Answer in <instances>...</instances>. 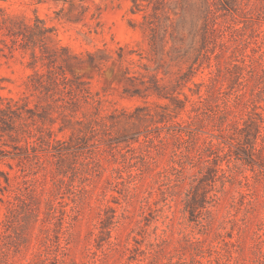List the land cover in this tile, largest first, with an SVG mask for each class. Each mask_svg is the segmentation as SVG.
<instances>
[{
	"label": "trees",
	"instance_id": "16d2710c",
	"mask_svg": "<svg viewBox=\"0 0 264 264\" xmlns=\"http://www.w3.org/2000/svg\"><path fill=\"white\" fill-rule=\"evenodd\" d=\"M192 12L201 23L196 32H189L191 40L186 44V35L178 25ZM131 13L142 15V21L130 23L147 37L150 56L146 59L157 67L143 64L146 73L139 83L135 82L139 78L129 76L126 69L123 76L129 85L124 87L123 97L142 98L144 105L129 114L115 110L106 115L101 99L73 71L85 66L99 71L106 59H98L89 51L76 54L62 45L57 40V29L36 11L28 18L0 7L2 51L7 49L11 57L17 52L28 57L26 67L32 70L21 95L0 94V164L3 158H10L19 166L13 176L0 171L4 178V182L0 180V264H78L67 260L69 242L62 239V234L73 218L66 209H59V194L62 185L69 183V170H78L72 167L75 162L71 163V155L86 148L91 140L99 146L97 166L101 173L105 170L103 153L107 152V147H100L103 143L133 141L140 148L148 144L142 165L129 173V184L138 189V178L154 172L164 187L159 193L162 212L182 204L190 221L203 229V235L208 234L217 217L213 208L230 193L226 188L239 189L232 208L237 213L244 209V217L239 220L237 213H228L227 218L233 223L230 241L222 239L226 248L217 250L216 261L226 256L229 264H264V216L260 214L257 197L260 186L264 187V38L257 40V48L251 54L245 50L239 58L237 50L246 41L245 22L256 23V31L263 27L264 0H132ZM219 13L234 19L239 15L245 21L236 19L238 23L229 28L236 50L222 40L221 55L227 65L217 63L214 71L208 61L210 73L198 83L194 78L204 60H210V54H214L210 44L223 27L218 21ZM261 33L264 30L257 37ZM122 50L119 60L124 57ZM140 58L145 57L140 54ZM168 61L180 67L171 86L159 75ZM183 65H187L186 70ZM149 98L166 103H150ZM55 112L58 117H54ZM78 112L82 117H78ZM58 122V131L70 133L67 137L59 138L54 128ZM174 123L182 127L179 132L153 135L154 129ZM188 127H194L198 133L183 131ZM207 131L212 137H204ZM166 153L170 160L160 166L158 157ZM89 165L81 164L86 169ZM70 187L75 196L82 194L81 199L89 194L85 187L72 183ZM107 209L112 210V215L101 218V224L103 232L111 235L109 225L113 221H109L116 217V210L109 206ZM204 241L198 239L192 244L202 247ZM55 243L58 250L53 249ZM147 254L149 258L142 264H153L154 258H160V251L154 247ZM202 258L196 253L190 264L215 262H204Z\"/></svg>",
	"mask_w": 264,
	"mask_h": 264
},
{
	"label": "rangeland",
	"instance_id": "374dc122",
	"mask_svg": "<svg viewBox=\"0 0 264 264\" xmlns=\"http://www.w3.org/2000/svg\"><path fill=\"white\" fill-rule=\"evenodd\" d=\"M131 6L132 0H10L9 2L0 0V7L18 16L32 18L36 11L49 26L57 29V40L62 45L70 47L74 53L86 54L89 51L96 54L98 59L99 57L106 59L99 71L89 66L73 69L74 73L82 76L83 80L89 83L93 95L101 99L106 115L112 114L115 110H123L129 114L136 107L144 105L142 98L123 97L124 87L129 85L123 76L126 69L129 71V76L139 78L135 81L139 83L146 73L143 64L152 65V69L157 67L146 59L150 56L147 37L139 29L135 30L130 23L131 20L142 21V15L131 13ZM220 13L218 21L223 27L219 30L216 40L210 44V51L214 54H210V60H204L203 68L194 78L195 82L199 83L207 78L210 73V69L207 68L208 61L212 62L214 71L217 69V63L227 65V61L221 55L224 48L222 40L236 50L237 44L232 41L229 28L238 23L237 20L245 21V18L235 15L236 20L231 15L224 16ZM200 23L195 12L188 14L184 21H180L178 28L183 29L181 31L186 35V44L191 40L189 32H196ZM245 23L248 26V29L243 31L246 34V41L238 45L239 58L242 57L241 52L245 50L251 54L252 49L257 48L256 42L264 38V33L257 37L259 32L264 30V25L260 31H256L258 27L256 23ZM3 38L0 32V94L18 97L25 91V82L32 70L26 67L28 57L23 58L18 52L15 57H11L7 49L2 51ZM120 48H123V60H119L118 57ZM140 54L145 58L141 59ZM182 68L186 70L187 65H183ZM179 69L176 62L168 61L165 67L160 69L159 75L164 78L163 82L166 85L171 86L178 77ZM166 72L169 74L165 75ZM189 87L195 89L192 83H189ZM185 92L191 94L188 88H185ZM181 97L184 98L182 95ZM148 101L166 103L165 100L160 101L155 98H149ZM151 106L155 108L154 105ZM31 107L34 105L32 104ZM54 117H58V113L55 112ZM78 117H82L81 112H78ZM59 127V122L54 125L59 138L70 134L60 133ZM181 129V126L174 123L162 126L159 130L154 129L153 135L167 136ZM141 130L144 131L143 126ZM183 131L198 133L194 127L185 128ZM204 137H212V135L207 131ZM93 141L91 140L86 148L77 150L71 155V163L75 162L72 167L78 170L74 172L68 169L69 178L66 182L69 183L62 185L59 194L61 197L59 209H66L68 215L73 218L71 225L65 228L62 234V239H67L69 242L67 260H75L78 264H142L149 258L147 254L149 249L154 247L160 251V258H154L153 264H190L191 256L196 253L204 256L202 258L204 262L212 259L215 260L214 264H229L226 256L219 259V262L216 259L219 257V249L226 248L222 239L230 241L229 235L233 223L227 217L230 211L233 214L238 212L236 208H232V201L233 198H236L235 201L238 200L239 189L229 186L226 188L230 193L223 197L218 207L213 208L217 217L208 234L203 235V229L197 222L190 221L183 211L182 204H174L171 209L167 208L164 213L162 212L163 203L159 193L164 187L156 179L154 172L138 178V189H133V185L129 184V173L142 165L141 159L149 150L148 144L140 148V145L133 141L103 143L100 147H107V152L103 153L105 170L101 173L97 166L99 146ZM182 146L184 147L185 144ZM169 160V153L158 157L160 166L167 165ZM85 161L90 163L89 169L82 168L81 164L86 163ZM194 161L199 164V159L195 158ZM8 163L14 168H10ZM18 169L17 161L10 158H3L0 164V171L9 172L11 176ZM0 180L4 182L2 176ZM70 182L85 187L89 190V194H85L83 199L79 198L82 194L75 196L70 190ZM49 184L51 185V182ZM258 192V208L261 216H264V187L260 186ZM108 206L116 210V217L109 221V224L113 221L109 225L111 235L103 232L101 224V218L112 215V210L107 209ZM243 217L244 209L237 213V219ZM66 219L70 220V217L67 216ZM12 237L14 238V235L10 238ZM52 238L56 241L54 236ZM198 239L205 240L202 247L192 244ZM235 239L232 241L234 242ZM37 240L35 237V242ZM53 249L58 250L56 243ZM249 256L252 257L250 253Z\"/></svg>",
	"mask_w": 264,
	"mask_h": 264
}]
</instances>
